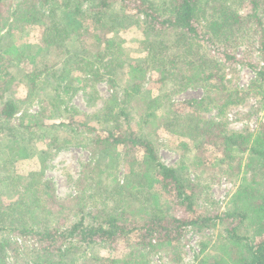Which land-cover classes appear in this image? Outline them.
<instances>
[{
  "label": "trees",
  "instance_id": "obj_1",
  "mask_svg": "<svg viewBox=\"0 0 264 264\" xmlns=\"http://www.w3.org/2000/svg\"><path fill=\"white\" fill-rule=\"evenodd\" d=\"M7 1L0 0V264H148V257L160 251L176 260L178 252L172 250L183 228L206 229L216 219L225 225L226 236L222 254L212 264H264V122L254 132L237 133L226 132L212 119L194 122L201 111L212 107L222 114L251 95L264 107V65H252L255 78L247 91L224 82V69L241 61L235 50L245 39L255 40L264 60V0H137L132 6L126 0H21L11 12ZM129 9L143 17L141 58H127L119 42L105 43L94 36L81 42L76 53L64 45L69 36L78 40L83 33L112 27L118 18L138 19L125 14ZM38 20V53L2 44L19 25ZM49 54L54 58L44 79L54 83L59 103L60 94L85 90L92 81H105L115 102L93 116H79V126L86 118L95 123L87 127L97 129L96 120L107 134L88 147L93 160L82 167L75 194L67 200L58 199L53 183L42 178L46 151L34 143L41 124L14 122L28 95L20 100L9 88L18 79L20 64ZM149 70L159 77L155 86L143 90ZM71 77L75 86L68 83ZM28 81L30 87L20 80L32 93L33 78ZM188 87L201 88L203 97L185 102L189 112L178 129L179 136L188 139L178 144L179 163L164 166L151 140L153 126L162 125L167 116L179 117L168 108L174 94L170 90ZM72 113L68 119L73 122L79 114ZM64 114L70 110L65 108ZM136 120L140 127L134 126ZM21 143L39 167L26 175L15 166ZM208 149L211 158L205 156ZM120 158L125 174L118 182L112 171ZM209 172L238 181L231 207L220 218L196 213L191 177ZM175 209L181 216L164 225V219L173 217L168 212ZM241 229L251 231L255 239L242 236ZM19 238L31 245L20 248ZM118 240L132 245L123 260L88 253L89 248Z\"/></svg>",
  "mask_w": 264,
  "mask_h": 264
},
{
  "label": "rangeland",
  "instance_id": "obj_2",
  "mask_svg": "<svg viewBox=\"0 0 264 264\" xmlns=\"http://www.w3.org/2000/svg\"><path fill=\"white\" fill-rule=\"evenodd\" d=\"M130 6L136 5L137 0H126ZM167 2L168 0H161ZM21 0H8V11H13ZM116 10V8H113ZM144 10V8H141ZM127 14L136 18H118L115 20L112 27L103 26L91 33H83L76 40L72 36H69L64 42V45L71 53L79 51V44L85 41L91 36L101 39L103 42L112 43V41L119 42L121 48L124 51V56L130 59L137 60L144 55L143 49L145 42L143 39L142 21L143 17L139 14H135L132 9L126 11ZM41 21H36L23 26L17 27V29L10 35L4 36L2 44L9 45L15 44L19 50L27 49L28 53H38V47L41 46ZM3 35L5 30L2 31ZM236 57L241 60L238 63L227 66L224 69V82L229 88H237L239 91L245 90L250 86V83L255 78V71L252 67L254 64H258L259 67L264 65V60L258 55L257 44L255 40L245 39L243 43L235 50ZM60 56V55H59ZM53 55H48L46 58H35V63L20 64L18 73H16V80L10 85V90L13 94H16L18 99L25 100L28 95V100L23 103L19 113L16 114L14 122L23 123L24 125L41 124L36 128L37 130V144L38 150H45L44 155L45 169L43 171V180H49L54 185L55 194L60 200H67L75 194L76 180L79 177L82 167L92 162V156L88 149L98 137L105 136L107 130L103 125L96 122L97 129H90L87 127L91 123L90 119L84 118V126H79V116H93L102 109L105 105L115 106L113 95L109 89V85L105 81L90 82L85 90H78L76 93L60 94L62 96L61 103L54 98L52 87L54 83L52 81L47 82L44 79V72L47 75L48 66L53 59ZM29 59V58H28ZM26 62V61H25ZM16 71V72H17ZM29 72L28 78L23 74ZM22 76V77H21ZM138 74L135 75V79H138ZM146 80L143 85V90L147 86H155L156 78H158L157 72L152 70L146 72ZM33 78L34 87L33 91L29 93L26 88L22 86L20 80H25L29 85L28 79ZM75 79L71 77L68 79V83L75 86ZM28 89V88H27ZM155 92L158 90L154 89ZM174 94L170 95L168 100V108L172 112L178 114V118L174 115L167 116L165 122L161 121L162 125L156 127L158 123L153 125L154 135L151 140L155 144L157 157L161 164L164 166L172 167L176 166L180 160V151L178 144L181 141H187L188 138H181L179 136V126L185 123V116L189 110L184 106L185 102L193 99H201L203 97V91L201 88L188 87L180 91H173ZM70 110V114L62 115L64 109ZM77 111L78 116L74 115L73 121L68 119L72 111ZM160 117H161V111ZM40 117H39V116ZM40 119L41 123H39ZM212 119L216 122H220L224 125L226 132H254L260 122H264V107H260L255 96H248L244 101L236 106H232L226 109L222 114H218L215 108H210V111H201L198 113L194 122H203L205 120ZM176 122V126L174 125ZM70 124H73L69 126ZM160 123V124H161ZM168 125H166V124ZM135 127H140L137 124V120L133 121ZM173 126V127H172ZM21 143L19 146V152L17 160L15 162L16 171L19 174L26 175L32 170H38V162L35 158L28 157L26 151ZM206 158H211V150L208 149L205 153ZM122 158L119 159V161ZM116 166V170L112 171L115 174V178L118 182L123 180L124 177V164L122 161ZM150 165L153 167L154 164ZM112 173L106 177L110 180ZM194 184L193 188L197 195L196 213L202 217H209L221 215L228 211L231 207V197L236 191L238 181L230 179L224 175H219L213 172L203 174L200 177H191ZM99 202V201H98ZM175 210L169 211L168 214L173 215L164 219V225L170 223L172 218L178 219L179 212ZM166 214V213H165ZM78 218V216H76ZM75 219V218H73ZM215 225H210L206 229L198 230L192 227H185L182 230V236L176 245L175 250L178 252L174 258L179 256L176 260H172L168 256V252L160 251L153 253L148 257V264H201L206 262L212 264L215 257L222 254L221 246L225 243L226 236L225 225L216 219ZM241 235L247 239L254 240L255 237L251 231L243 232L240 230ZM19 247H27L31 245L28 239L19 238L16 240ZM131 243L126 240L113 241L109 246H100L89 248V254H99L105 258H113L123 260L125 255L132 248ZM174 256V255H173ZM11 259V257H10Z\"/></svg>",
  "mask_w": 264,
  "mask_h": 264
}]
</instances>
